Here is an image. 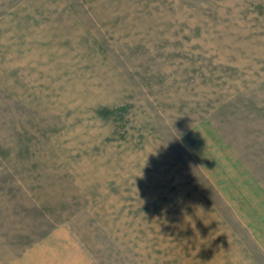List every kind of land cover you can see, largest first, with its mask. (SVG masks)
<instances>
[{"label": "rangeland", "instance_id": "374dc122", "mask_svg": "<svg viewBox=\"0 0 264 264\" xmlns=\"http://www.w3.org/2000/svg\"><path fill=\"white\" fill-rule=\"evenodd\" d=\"M0 264H264V0H0Z\"/></svg>", "mask_w": 264, "mask_h": 264}]
</instances>
